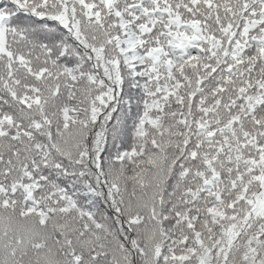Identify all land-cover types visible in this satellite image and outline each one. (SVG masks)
I'll return each mask as SVG.
<instances>
[{
  "label": "snow or ice",
  "instance_id": "6c2138e0",
  "mask_svg": "<svg viewBox=\"0 0 264 264\" xmlns=\"http://www.w3.org/2000/svg\"><path fill=\"white\" fill-rule=\"evenodd\" d=\"M0 264H264V0H0Z\"/></svg>",
  "mask_w": 264,
  "mask_h": 264
}]
</instances>
